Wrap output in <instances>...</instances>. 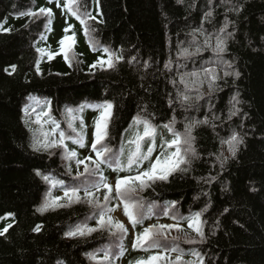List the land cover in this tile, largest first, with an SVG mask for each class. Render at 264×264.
I'll list each match as a JSON object with an SVG mask.
<instances>
[{
    "label": "trees",
    "instance_id": "obj_1",
    "mask_svg": "<svg viewBox=\"0 0 264 264\" xmlns=\"http://www.w3.org/2000/svg\"><path fill=\"white\" fill-rule=\"evenodd\" d=\"M83 4L96 17L95 21H89L96 29L95 39L123 55L124 60L116 70L89 68L100 53L89 48L79 23L62 15L54 4H48L47 0H0V24L10 29L0 31V231L12 225L0 236V264H92L88 254L112 244L105 239L109 236L107 232H95L84 238L66 237L78 224L86 222L95 226L94 219L86 218L98 210L85 204L44 214L37 212L48 185L36 171L73 185L76 184L72 178L76 165L72 164L73 172L69 175L59 157V149L33 151V136L25 124L28 117L23 111L33 105L32 97L50 102L52 119L65 131L66 109L105 100L113 102L109 142L114 141L116 151L121 137L131 134L125 130L137 115L151 119L156 125L167 123L174 115L180 132L184 131L185 123L207 118L209 124L193 130L194 147L200 159L193 160L190 171L174 173L167 183H157L140 197L146 204L155 202L158 213L164 206L175 203L173 211L184 217L207 207L202 216L207 221L205 242L187 244L185 240L171 239L186 252L193 248L200 251L204 264H264V0H227L224 4L221 0H182V3L177 0H99L98 4L96 0H83ZM40 7L54 11L51 31L45 29V17L37 20L21 15L38 11ZM208 11L213 12L203 24L208 33L224 36L232 33L223 54V60L232 67L224 70L238 72L239 77H225L221 64L217 68L221 77L216 91L209 93L205 83L200 89L203 98L193 100L191 107H182L178 102L169 107V99L175 101L177 91L170 80L176 79L177 87L183 90L178 82L177 64L184 66L179 68L180 72L199 69L202 64L216 66L210 63L215 59L211 50L201 51L190 59H177V45L189 47L192 40L189 33L201 26ZM225 21L227 31L220 33ZM68 24L76 32L74 51L82 54L76 58L82 62L74 60L69 67L62 55L51 61L46 56L41 58L36 49L57 50ZM198 41L202 45L203 37H198ZM191 50L195 51V47ZM132 57L136 59L130 65L128 61ZM37 60L40 61L39 74ZM169 60L174 62L171 72L164 69ZM145 62L150 65L147 69ZM13 65L16 71L9 75ZM233 96L240 101L236 105L240 112L229 120ZM78 115L86 125V137L90 134L92 139L97 113L85 107ZM213 115L221 119L213 121ZM159 131L171 138L166 130ZM232 132L239 133L244 143L234 158L228 151L219 155L226 146H221L220 138ZM67 143L70 148L76 147L70 141ZM77 151L83 158L90 154V146ZM158 153L159 148L154 156ZM221 160L225 161L223 167ZM104 174L108 180L116 178L110 169H105ZM208 177L215 179L206 182L204 178ZM61 192L52 189L54 196ZM160 217L174 222L162 214ZM156 219L153 216L146 220L145 226ZM181 224L187 225L186 222ZM37 225L41 226L39 232L33 231ZM184 229L188 238L195 237L190 229ZM149 254L131 248L124 264ZM189 258L192 257H186Z\"/></svg>",
    "mask_w": 264,
    "mask_h": 264
},
{
    "label": "snow or ice",
    "instance_id": "obj_2",
    "mask_svg": "<svg viewBox=\"0 0 264 264\" xmlns=\"http://www.w3.org/2000/svg\"><path fill=\"white\" fill-rule=\"evenodd\" d=\"M97 4L99 0H96ZM182 3V0H177ZM211 2V0H210ZM227 0H221V4ZM48 4H54L56 8L61 10V14L66 17L74 18L80 25L83 35L93 52L100 53L96 60L89 65L90 69L99 68L101 71L116 70L117 65L124 60L122 54L104 46L97 41L93 35L96 29L89 23L90 20L95 21L96 17L88 11L87 6L83 4V0H47ZM232 9H229L231 11ZM239 9H237L238 11ZM99 14V13H98ZM21 15L46 18L45 29L51 31L53 24L54 11L52 8L40 7L38 11H27ZM213 12L208 11L204 14V19L201 21L199 28L193 29L189 35L192 40L189 42V47H181L177 45V59H190L193 56L199 55L201 51L211 50L215 59L210 61L215 67L201 65L199 69L190 72H180V65L177 64V74L179 76V84L183 85L181 91L177 87V80L172 79L176 91V100L169 99V107L174 103H180L182 107H191L193 100L199 101L203 98L200 89L205 83L208 85L209 93L217 90V81L220 79L217 68L222 64L220 70L224 71V76L234 75L237 78L239 73L229 72L224 69L232 67L231 63L223 60V54L227 50V39L232 36V33L227 32V35H213L204 29L205 20L212 17ZM99 22V21H97ZM67 24V19H66ZM228 22L219 29L220 33H226ZM0 31L8 32L0 24ZM64 35L58 41V49L53 51L48 48H37L40 57H47L49 61L56 56H63L69 67L72 66V61L77 63L82 61L77 60L78 54L74 51L76 46V32L71 24H68L63 29ZM198 37H203V44L198 41ZM43 38V37H42ZM214 40V44H213ZM182 43V42H181ZM195 47V51L191 49ZM71 53V55H69ZM132 57L128 63L131 65L135 61ZM39 63L37 60V73L39 74ZM174 62L169 60L165 63L164 69L168 72L172 71L171 65ZM150 65L144 63L145 69ZM7 71V69H5ZM16 71V66H11V75ZM143 79V77H141ZM195 92L192 96L190 93ZM33 105L25 107L24 114L28 119L25 120L26 126L32 133L33 142L32 149L34 152H51L52 149L60 150V157L65 161L66 172L71 175L73 172L72 164L75 163V176L72 178L78 183L66 185L63 180L57 179L50 174H44L37 170L36 175L48 185V191L45 198L37 208V212L44 214L47 211H56L60 208L71 207L74 204H87L89 208L97 209L92 216L86 219H94L95 226H89L86 222L78 224L74 229L68 231L65 235L68 238L89 237L95 232H107L110 237L114 238V242L108 246L98 249L96 252L89 253L88 259L92 264H116V261L121 259L127 252L125 240L130 235L129 225L131 226L132 250L142 251L146 253L155 252L147 256L137 257L129 261V264H204V256L200 251L193 248L190 252H186L177 243H166L169 238L170 231L176 229L177 232H182L180 224L187 223L188 229L195 233V237L185 239L184 243L197 244L206 241V233L204 231L207 221L202 218L203 212L207 211V207L201 212L190 214L187 217L176 214L175 203L168 204L163 207L162 212H156L157 205L155 202L145 203L141 197H137L135 193H143L149 188L154 187L157 183H167L169 177L177 172H188L191 169L193 160L200 159V156L194 147L196 137L193 135V130L200 125H207L210 121L191 120L184 125V131L180 132L176 128V118L173 117L164 124L156 125L151 119L137 115L133 118L126 133H131L126 138L121 137V144L118 151H114L109 145L111 139L110 126L113 117L114 104L111 101H103L94 105H81L78 109L68 108L65 110L67 131L61 129L60 123L52 119L50 114V102H42L41 100L32 97ZM240 103L237 96L232 97V107L229 110L228 119L236 116L240 109L236 107ZM43 105V106H42ZM85 107L91 108L97 113L93 121L92 141L90 144V154L83 158L80 157L77 149L88 147L86 143L85 129L86 125L82 116L78 115ZM34 117V118H33ZM187 119V118H186ZM221 117L213 115L212 120H220ZM79 121V126L76 122ZM31 125H36L32 127ZM215 128L216 125L212 124ZM164 129L171 137L166 138L159 129ZM159 138V144H157ZM67 141H70L75 148H70ZM221 146H227V151L234 158L237 154L239 146L244 143V139L239 133L232 132L226 138H220ZM159 148V153L154 156ZM223 155V153H221ZM219 160L220 157H217ZM225 161L221 160V167ZM147 164V167H145ZM81 166L83 171H81ZM105 169H110L116 174L115 183L109 182L108 177L104 174ZM124 173V175H121ZM206 182H211L215 177L204 178ZM52 189H57L63 192L62 196H54ZM255 189H253L254 191ZM82 193V195H81ZM115 201V205H113ZM122 206L123 215L127 219V223L116 219L113 215ZM172 219L173 224L153 223L145 226L146 220H151L156 216L159 220L160 215ZM11 215V214H9ZM219 221H217V224ZM12 225L9 224L6 228L0 231V236L5 235ZM142 229L137 231V229ZM40 225H37L33 231L39 232ZM187 236L188 234L185 233ZM215 235V232H212ZM179 237H172L173 241ZM191 256L192 259H186Z\"/></svg>",
    "mask_w": 264,
    "mask_h": 264
},
{
    "label": "rangeland",
    "instance_id": "obj_3",
    "mask_svg": "<svg viewBox=\"0 0 264 264\" xmlns=\"http://www.w3.org/2000/svg\"><path fill=\"white\" fill-rule=\"evenodd\" d=\"M59 11H60V10H59ZM180 68H184L183 64L180 65ZM87 129H88L89 131L91 130V128H90L89 125L87 126ZM89 141H90L89 137H86V142H89ZM225 152H227V146H225L224 150L221 151V153H225ZM59 153H60V152H59ZM59 157H60V155H59ZM60 158H61V157H60ZM62 161H63V160H62ZM81 171H83V170H81ZM75 183H78V181L75 180ZM110 183L114 184L113 182H110ZM134 195L137 196V197H140L141 193L138 192V193H135ZM85 206L88 207L87 204H85ZM88 208H89V207H88ZM90 209H92V208H90ZM113 215H114V217H115L116 219H119V220L124 221V222L126 223V220L123 218L120 209H118V211H116L115 213H113ZM183 228H184V227H183ZM185 233H186V232H184V231H182V232H177L176 229H172V230L170 231V234H169V238H168L167 243H175V242H171V239H172V237H176V236L179 237V240H185V239H188V237L185 235ZM105 237H106L105 239H108L109 242H114V238H113V237H110V236H105ZM131 237H132V236H131V234H130V239H131ZM130 239H129V240H130ZM125 241H126V240H125ZM125 244H126V242H125ZM126 246H127V248H129V245L126 244ZM116 264H123V263H122V262H117Z\"/></svg>",
    "mask_w": 264,
    "mask_h": 264
},
{
    "label": "bare ground",
    "instance_id": "obj_4",
    "mask_svg": "<svg viewBox=\"0 0 264 264\" xmlns=\"http://www.w3.org/2000/svg\"><path fill=\"white\" fill-rule=\"evenodd\" d=\"M38 20V19H37ZM50 76V75H49ZM221 77V76H220ZM183 130V129H182ZM179 131V130H178ZM221 148V147H220ZM221 150H223V149H221ZM219 152H220V150H219ZM219 155H221V154H219ZM219 157V156H218ZM69 183H70V181H69ZM185 230V229H184ZM105 244V243H104ZM103 244V245H104ZM100 245V244H99ZM106 245V244H105Z\"/></svg>",
    "mask_w": 264,
    "mask_h": 264
}]
</instances>
